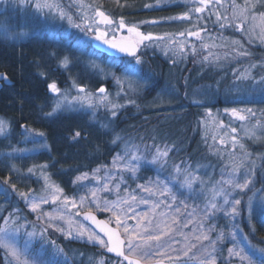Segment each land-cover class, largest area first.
I'll return each instance as SVG.
<instances>
[{
    "label": "rangeland",
    "instance_id": "obj_1",
    "mask_svg": "<svg viewBox=\"0 0 264 264\" xmlns=\"http://www.w3.org/2000/svg\"><path fill=\"white\" fill-rule=\"evenodd\" d=\"M102 2L103 0H95V3L104 11ZM62 3L68 5L70 0H62ZM84 3L90 4L93 3V0H84ZM222 3L223 7L218 9L221 13L229 9L231 0H222ZM236 3L242 7L244 0H236ZM145 4L154 5L152 8H146L149 12H168V16L142 20L131 18L130 20H125L126 25H135L140 32L145 34L152 33L154 37L165 36V34H177L185 30H197L199 27H205L208 30L201 33L202 39L187 35H175L174 38L177 41H183L184 43L185 50L183 53L179 51L176 44H170L167 38L157 41L158 46L165 52H172L181 58L182 56H188L192 52L191 49L195 47L196 52H201L200 54L203 56L207 55V51L203 50L202 44H209L215 45V47L211 48L212 52L222 54L235 47L231 44L233 40L243 44L246 51H249L250 44L264 52V43L261 42V39L257 38L261 33L262 27H264V22L259 18L254 22L249 21L244 25L245 29H249L253 23L256 25L255 31L249 33L247 31H237L235 27L221 29L219 24L215 22L217 6H212L211 11L205 10L201 14L202 17L207 19L198 21L196 16L193 15L191 21H181L167 18L178 16L191 9L194 6L192 0H159V3H157V0H145ZM255 10L257 12H264V0L256 3ZM71 11L75 19L76 9L73 8ZM228 14H230V11ZM153 20L157 21V23H143L144 21ZM114 21L118 23L119 20ZM36 22L41 25L40 28H36ZM100 27L103 30L105 26L101 25ZM115 27L116 25L114 24L112 28L115 29ZM154 27L158 28L152 31L151 28ZM156 30H163V32L167 30V32L159 33ZM6 35L8 36L7 39L5 38ZM116 36L117 38L121 36L131 39L136 38L134 34L127 32V28L117 31ZM94 40L96 39L93 33H85L80 29L72 27L66 20L36 13L33 9L20 5L19 0H0V46H7L13 49V51L15 50L18 55H21L23 52L30 53V57L33 58V61L35 60L34 65L36 69L41 70L46 77L48 76V85L55 83L60 92L68 97V101L61 109L53 111L57 100L62 99V97L57 96L56 93L51 92L48 88L49 104L47 106L46 117L49 120H54L61 117L75 116L87 123L90 129H98L97 135L98 133L110 135L114 132L111 105L109 104L106 107L104 104H100L99 107L91 108L88 101L83 99L84 94L79 93L77 88L80 86L84 87L86 92L91 94L92 103L95 104L99 102L101 96L98 89L103 86L106 89L104 95L113 103L122 105V107L116 109L118 112L129 105V101H133L134 96L143 93L149 88L151 81L147 76L140 73L142 64L136 65L138 71L132 74L126 68L130 59L119 58L118 62L123 66L121 73H117L113 68H108L105 64L98 61L91 52L87 54L86 48ZM149 42H144L148 45L147 47L143 44L141 46L148 49ZM223 45H227V47H221ZM251 56L254 57L253 55ZM64 57H68L69 60L66 67L61 63ZM239 58L243 57L236 59ZM236 59H232L229 63L237 62ZM28 61L32 62V60ZM212 62L215 63L217 61ZM253 62H264V58ZM92 63L99 65L104 71L100 72L98 69L93 68ZM247 66L248 64L239 65L232 68L230 73L224 74L219 79L220 83L223 81L227 82L230 77L231 79L225 84L226 87L224 88L226 89L223 90L220 88L214 89V86V90L209 92L206 87H196V85L193 86L190 85V82H187L188 84L184 91L185 97L189 99L191 104L202 106L205 113L199 126L205 147L210 152L211 161L204 159L202 161L194 160L193 162L188 160L183 161V163L182 161L174 162L177 153L182 150L177 151L172 149L171 152L173 153H170L166 158L167 163H163L162 161L153 162L155 148L152 149V155L147 157L143 152L145 146H139L135 143V140L128 139L123 134L114 133L111 137L112 141L108 146L109 154H112V157L106 159L107 161L99 164L91 171L82 170L77 172L71 183L73 186L71 193L66 191L59 177L69 170L68 168L56 169V162L52 158V147L45 134L41 136L39 132L21 130L10 119L0 114V119L9 122L6 133L0 134V217H7L10 213L18 210L17 214L21 217L18 222L21 225H25V227H22L16 234V246L23 249L25 241H28L31 253L30 260L35 258L38 261H44L41 255L46 248H49L52 255V259H50L51 264H94L95 261L101 258L106 264H120V260H108L107 255L104 253L106 248H101L98 244L89 242L87 240L88 233L85 234L83 239L65 238V235L57 231L55 227H48L47 232L44 234L45 238L42 239L39 234L41 228L47 227L46 217L42 216L40 220H37V215L41 210L43 213L56 216L63 215L64 219L55 220L52 223L63 227L65 230L69 227L68 220L70 219L73 230L82 225L90 230V232L98 235L82 221L81 214L84 211H92L97 214L104 212L105 218L108 221L111 220L110 223L116 226L113 212L101 211L96 208L95 204H89L86 201L84 206L74 208L71 204L65 207L63 203L64 198L67 197L69 199L75 198L77 205H79V198L81 196L89 194V199H92L90 190L100 189L104 183H108V186L112 188L111 192L97 191L95 199L96 203L100 204L101 207H103L105 200L114 202L117 200L118 195L121 198H125L129 194H132L137 196V200L143 198L149 201L148 204L133 203V208L137 213L147 212L149 215H152V205L159 201H165L166 203H171L172 207L165 208L162 204L160 208L156 209V213L164 211L171 216L175 215L174 209L177 206L181 208V212L185 211L183 205L179 203L183 201L187 205V211L190 212L194 208L197 210L196 220L203 221L205 231L209 227L215 228V231L208 233L213 240L223 231L225 238L217 242V252L213 253V255L217 256L216 264H240L238 258L228 257L227 250L234 245L243 248L244 252L248 255H251L253 250H255L256 254L252 256V259L255 264H260V258L264 255L259 252L260 248H264V218H262L261 213V209L264 208V203L261 201V197H264V127L257 128L255 130V137L249 139L244 129L250 128L252 122L239 121L230 112L225 111L232 108L240 110L250 108L257 113V119H260L261 124L264 125V117L261 116V113L264 112V86L253 83L251 80H238L236 75H234V69L243 70ZM254 75L258 79L260 75H264V69H255ZM116 77H130L139 86L133 92L128 90L125 84L122 90V85L117 83ZM228 95L232 98L228 99ZM75 97H80V99H73ZM220 99H223V102H219ZM176 102H180V100L176 99V94L172 92V89L167 88L156 97L148 108L150 110H163L164 108L174 106ZM48 113H51V115H48ZM233 127L237 128L236 133L231 132V128ZM194 132L197 133V130ZM151 134L150 140H153L156 134L153 136L152 131L148 135L150 136ZM117 135L121 139L113 143ZM233 135L237 138L235 149L232 147L233 142L231 137ZM166 136L162 140L164 143L167 140ZM222 139L224 140L223 144L220 143ZM152 140L149 145L153 146ZM239 143L244 144V150L251 154L250 159L254 161V175L252 176L254 184L250 185L252 190L245 189L241 191L235 189L231 191V195L228 197L230 201L233 199L241 200V205L238 206L239 214L231 215L230 205H225L224 210L215 211L214 215H210L209 218L204 219L200 209L204 208L209 202L214 191L220 189L221 184H217V181L221 180V176L223 175L225 179L228 178L229 173L226 166H231L232 154H235L237 160L242 159ZM126 145L140 157L138 160L131 161L132 164L137 166L135 175L128 171H121L123 165L128 162L127 158L124 161H116L114 163V159L118 155L122 156L124 154ZM157 146L160 147L158 144ZM14 149H18L19 151H14ZM245 164L246 166L237 174L236 178L239 182H242V177L249 171L247 161ZM174 165H179L182 171L177 173L174 170ZM29 168L33 169L32 173L28 172ZM97 169L99 171H96ZM184 169L192 172L197 177L192 183L191 188L184 185ZM144 171H147V174ZM1 172L3 175H1ZM83 173H87V179L77 181L76 178ZM111 175L122 176L123 182H110L108 177ZM45 177H47V180ZM5 178H10L8 184L3 183ZM118 182L120 183L119 192L114 187V184ZM12 184L16 185L15 191L11 187ZM46 184L62 190L56 203L52 202V196L50 195V192L54 191V188L46 187ZM138 185L151 188L152 194L144 192L141 188L137 187ZM165 187L169 191L161 195ZM224 187L230 188V186ZM19 192L37 197L46 196L49 203L41 204L38 212L33 213L30 207L19 196ZM173 195L176 197V201L171 200ZM249 197L253 198L251 218L247 208ZM215 202L218 206L222 205L223 196H216ZM119 207L126 208V205H120ZM226 212L229 214L226 215ZM129 215H131V212H129ZM127 223L130 226L134 225L135 220L129 219ZM32 224L36 225L35 231L37 235L30 238L26 232L34 231L31 227ZM0 226H3V219H0ZM192 227L193 225H189V228L183 231L188 233ZM259 230H261V233H259ZM230 232L236 234L235 240L231 238ZM177 238L179 239L180 237ZM49 241H55V243L81 242L82 244H89L97 252L89 254L73 251L57 252V248H60V246L56 244L53 246ZM204 244L207 245L208 242L205 241ZM200 255V252H197L196 257L188 261V264H199ZM5 259H7L6 255Z\"/></svg>",
    "mask_w": 264,
    "mask_h": 264
},
{
    "label": "snow or ice",
    "instance_id": "obj_2",
    "mask_svg": "<svg viewBox=\"0 0 264 264\" xmlns=\"http://www.w3.org/2000/svg\"><path fill=\"white\" fill-rule=\"evenodd\" d=\"M192 2L194 6L191 9H188L178 16L168 17L167 19L191 21L193 15L196 16L198 21L201 19H207L202 17L201 14L204 13L205 10L211 11L212 6H217L215 22L219 24L221 29L225 27H235L237 31H247L251 33L252 31H255L256 25L253 23L250 25L249 29H245L244 25L246 23L249 21L254 22L257 18L264 22V12H257L255 10L256 3H260L261 0H244V5L242 7L236 3V0H231L229 9H226L223 13L218 10L220 7H223L222 0H192ZM117 3L119 4V0H117ZM157 3H159V0H157ZM19 4L33 9L36 13L45 16H52L60 20H66L70 26L80 29L85 33H93L97 41H101L111 49L131 58L126 65V68L127 71L132 74H135L138 71L136 65L142 63V58L137 54V50L142 44L145 47L148 46L144 43L145 41H162L167 38L170 44H176L179 51L183 53L185 50L184 43L183 41H177L174 38L175 35H187L189 37L202 39L201 33L208 31L205 27H199L197 30H185L177 34H165V36L154 37L152 33L145 34L140 32L135 25H126L123 17H121L117 23L109 14L101 10V7L95 3V0L90 4H85L84 0H70L68 5H64L62 0H19ZM144 7L152 8L154 5L145 4ZM73 8L76 9L75 19L71 11ZM229 11L230 14H228ZM143 23L155 24L157 21H144ZM114 24L116 25L115 29L112 28ZM101 25L105 26L103 30L100 27ZM125 28H127L128 33L134 34L136 38L130 40L121 36L117 39L116 32ZM5 38L7 39L8 36L6 35ZM257 38L261 39V42L264 43V27H262L261 33ZM231 44L235 47H232L230 51H225L222 54L211 51V48L215 47V45L202 44L203 50L207 51V55H203L202 60L211 63L212 61L218 62L221 59H236L238 57H250L252 55L249 51L244 50V45L239 41L233 40ZM221 47H227V45ZM191 51L193 54H196L195 47H193ZM173 62L175 63V61ZM61 63L66 67L69 63L68 57H64ZM92 67L98 69L100 72L104 71L103 68H100V66L95 63H92ZM257 68L264 69V62L249 63L247 67L243 68V70L234 69V75H236L238 80H251L253 83L264 86V75H260L258 79L254 75V70ZM0 77L6 78L4 74H0ZM116 80L118 84L122 85V90L125 84L127 85L128 90L133 92L136 91L139 86L138 83L130 77H116ZM48 88L51 92L56 93L57 96L62 97V99L57 100L53 111L61 109L68 101V97L60 92L55 83L49 84ZM77 90L79 93L84 94L83 99L88 101L89 107L91 108L99 107L100 104H104L107 107L110 104L112 109L111 116L113 117H116L117 115L116 109L122 107V105L113 103L106 95H104L106 89L103 86L98 89L101 96L99 102L95 104L92 103L91 94H88L84 87L80 86ZM73 99H80V97H75ZM129 102L134 103V101ZM225 111L230 112V114L239 121L252 122L250 128L244 129L245 133L249 136V139L255 137V130L257 128L264 127V125L261 124V120L257 119V113L250 108L243 110L232 108L230 110L226 109ZM48 115H51V113H48ZM261 116L264 117V112L261 113ZM8 127L9 122L0 119V134H5ZM231 132L236 133L237 128H231ZM39 135L42 136L43 133H39ZM80 136L81 132L77 131L72 138L76 139ZM120 139L121 137L117 135L113 140V143H116V141ZM231 139L233 142L232 147L235 149L237 146V138L233 135ZM153 140H155V137H153ZM220 143L223 144L224 140L222 139ZM152 147L155 148L153 162L162 161L163 163H167L166 158L169 156V152L175 148V145H165L163 148H160L153 144ZM239 149L242 152V159L237 160L235 154H232V164L230 167L226 166L229 173L228 178L225 179L223 175L221 176V180L217 181V184H221L220 189L215 190L209 202L204 208L200 209V212L203 213L204 219L209 218L210 215H214L215 211L224 210L225 205H230L231 215L239 214L238 206L241 205V200L233 199L230 201L228 197L231 195V191L235 189L241 191L245 189L252 190L250 185L254 184L252 179V176L254 175V161L250 159L251 154L244 150L243 143H239ZM14 151L19 150L14 149ZM126 158L128 162L123 165L121 171H128L135 175L137 166L132 164L131 161L138 160L140 157L136 155L135 152L131 151L128 145L125 147L124 154L122 156L118 155L114 159V163L116 161H124ZM246 161L249 171L242 177V182H239L236 177L240 170L246 166ZM13 170L15 169L13 168ZM174 170L177 173L182 171L179 165H174ZM96 171H99V169ZM183 171L185 172L184 185L191 188L192 183L197 177L187 169H184ZM28 172L32 173L33 169L29 168ZM45 179L47 180V177H45ZM82 179H87V173H83L76 178L77 181ZM108 179L110 182H123L122 176L111 175ZM9 182L10 178H5L3 181L4 184H8ZM119 182L114 184L117 192H119L120 189ZM224 186H230V188H225ZM11 187L14 191L16 190L15 184H12ZM46 187L54 188V191H51L50 195L52 196V202L56 203L59 200V194L62 190L47 184ZM137 187L141 188L144 192L152 194V189L149 187L143 185H138ZM97 191L111 192L112 188L108 186V183H104L100 189L90 190V196L92 199H89V194H85L79 198V205H77L75 198L69 199L65 197L63 203L65 207H67L68 204H71V206L75 208L84 206L87 201L89 204H95L96 208L101 211L113 212L116 225L115 229L109 228L105 222L98 221L96 217L92 215L91 211L84 214L85 219L93 221V223L100 227V231L107 237L106 241L95 233L90 232V230L82 225L73 230L72 221L70 219L68 220L69 227L67 230L58 225H54L52 222L64 219L63 215L56 216L49 213H43L42 210L38 213L37 220H40L42 216L46 217L47 227H43L39 230L41 238H45L44 234L47 232L48 227H55L57 231L65 235V238L83 239L85 234L88 233L87 240L89 242L98 244L101 248H106L107 252L115 253L118 257H122L120 264H125V262L126 264H188V261L196 257L197 252H200L201 254L199 264H216L217 256L213 255V253L217 252V242L225 238L224 233L221 231L216 239L213 240L208 233L215 231V228L209 227L207 231H205L203 221L196 220L197 210L195 208L189 212L187 211V205L184 204L183 201H180L179 203L183 205L185 211L181 212V208L177 206L174 209L175 215L169 216V214L164 211L156 213V209L160 208L162 204L165 208L172 207L171 203L159 201L152 205V215H149L147 212L137 213L133 208V203L148 204L149 201L143 198L137 200V196L132 194H129L125 198H121L118 195L117 200L114 202L105 200L103 207H101L100 204L96 203L95 198L97 197ZM125 191H127V189H125ZM168 191L169 190L165 187L161 192V195H164ZM219 195L223 196V204L220 206L215 202L216 196ZM19 196L30 207L33 213L38 212L41 204L49 203L46 196L37 197L24 192H19ZM252 199V197H249L247 201L250 218L251 213L253 212ZM171 200L176 201V197L173 195ZM261 201L264 203V197H261ZM120 205H126V208L119 207ZM129 212H131V215H129ZM17 213L18 210L14 211V213H10L7 217H0V219H3V226H0V248L5 250L7 258L6 264H44L43 261H38L35 258L30 260L31 253L29 251L30 245L28 241H25L23 249L16 246V234L22 227H25V225L19 224L18 221L21 217ZM261 213L262 218H264V208L261 209ZM225 214L228 215L229 213L226 212ZM129 219L135 220V224L130 226L127 223V220ZM110 222L111 220L109 223ZM189 225H193V227L188 233H185L183 230L189 228ZM31 227L34 231L26 232L27 236L30 238L37 235V232L35 231L36 225L32 224ZM229 234L233 240L236 239L235 233L230 232ZM177 237L180 238L178 239ZM205 241L208 242L207 245L204 244ZM49 243L55 246V241H49ZM57 252H63V249L57 248ZM227 252L229 258H238L240 264H245V262H247V264H255L252 259V256L256 254L255 250H253L251 255H248L244 252L243 248L234 245L233 247L228 248ZM259 252L264 254V248H260ZM94 264H106V262L101 258L100 260L95 261ZM260 264H264V255L260 258Z\"/></svg>",
    "mask_w": 264,
    "mask_h": 264
},
{
    "label": "trees",
    "instance_id": "obj_3",
    "mask_svg": "<svg viewBox=\"0 0 264 264\" xmlns=\"http://www.w3.org/2000/svg\"><path fill=\"white\" fill-rule=\"evenodd\" d=\"M102 4L103 10L114 20H119L121 17L124 20L131 18L142 20L168 16V12L158 13L146 10L145 0H119V4L117 0H103ZM40 27L41 25L36 22V28ZM157 28L151 29L153 31ZM156 32L162 33L163 30H156ZM165 32L167 30L163 33ZM149 43L148 49L144 48L139 55L142 58L140 73L150 79L151 85L143 93L134 96V103H130L118 111L116 117H113V134H123L128 139L135 140L139 146H145L143 152L150 157L154 147L149 145L152 134L150 136L148 134L153 131V136L156 134L155 140H152L153 144H158L162 148L165 145H175L173 150H182L177 153L174 162L186 160L193 162L204 159L211 161L210 152L205 147L199 126L205 113L202 106L191 104L185 97L187 82L196 87H206L209 92L215 88L226 89L225 84L231 77L227 82L220 83L219 79L224 74L230 73L232 68L239 65L259 61L260 58H264V52L249 44V52L254 57L239 58L234 63H229L231 58L209 63L202 60L201 52H196L197 55L190 52L188 56L180 58L172 52H165L158 46L157 41ZM0 52H2L0 53V71L7 72L14 81L13 85H4L0 89V114L10 119L21 130L45 134L52 147V158L56 162V169L68 168L69 170L59 177L63 187L71 193L73 191L71 183L77 172L91 171L112 157L108 146L113 134L98 133L97 135L98 129H90L87 123L75 116L49 120L46 117L49 104L48 76L46 77L41 70L36 69L35 60L33 61L30 57V53L23 52L18 55L15 50L4 45L0 46ZM86 52L87 54L91 52L106 67L121 73L123 65L118 62L120 60L118 57L94 50L91 44L86 48ZM167 88L172 89L180 102L163 110H150L149 105ZM227 98L232 97L228 95ZM219 102H223V99ZM195 130L197 133L194 132ZM77 131L81 132V136L73 139ZM165 136L167 140L164 143L162 140ZM171 151L169 154L173 153ZM144 173L147 174V171ZM1 175H3L2 172ZM100 215L105 217L104 212ZM55 244L64 252L73 251L83 254L97 252L89 244L81 242ZM51 257L50 249L46 248L41 255L44 264H51ZM107 258L117 260L110 256ZM0 264H6L3 248H0Z\"/></svg>",
    "mask_w": 264,
    "mask_h": 264
},
{
    "label": "water",
    "instance_id": "obj_4",
    "mask_svg": "<svg viewBox=\"0 0 264 264\" xmlns=\"http://www.w3.org/2000/svg\"><path fill=\"white\" fill-rule=\"evenodd\" d=\"M118 39H119V38H118ZM128 39H129V38H128ZM130 40H131V39H130ZM92 46H93L95 49H98V50H101V51L107 52V53H109V54H111V55H115V56H118V57H127L125 54H123V53H119L118 51H116V50H114V49H111L109 46L103 44L101 41H97V40H95V41L93 42ZM140 50H141V47L139 46V47H138V50H137V54H139ZM128 58H129V57H128ZM0 74H4V75L6 76V78H2V77H0V88H1V86H2V83H4V84L7 85V86H11V85L14 84V81L8 76V74H7L6 72H1V71H0ZM86 212H88V211H86ZM86 212L82 213V215H81L82 220H83L86 224H88L89 226H91V227H92V228H93V229H94V230H95L100 236H102L105 240H107V237L104 235V233L100 231V227H98L95 223H93V221L85 219V215H84V214H85ZM91 213H92V215H94V216L96 217V219H97L98 221L105 222L109 228L115 229V226H113L112 224H110L105 218L99 216L98 214H96V213H94V212H92V211H91ZM122 238H123V237H122ZM107 254H108V255H111V256H114V257H116V258H122V257H118L115 253H109V252H107ZM125 264H126V262H125Z\"/></svg>",
    "mask_w": 264,
    "mask_h": 264
}]
</instances>
